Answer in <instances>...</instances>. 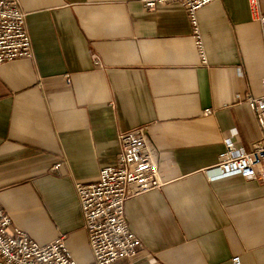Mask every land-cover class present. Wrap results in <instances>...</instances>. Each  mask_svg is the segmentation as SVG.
<instances>
[{
	"label": "crops",
	"instance_id": "crops-1",
	"mask_svg": "<svg viewBox=\"0 0 264 264\" xmlns=\"http://www.w3.org/2000/svg\"><path fill=\"white\" fill-rule=\"evenodd\" d=\"M19 1L33 57L0 64V204L14 224L39 243L65 234L91 262L75 180H96L121 132L145 126L164 184L126 201L143 247L110 264H264V182L206 173L230 133L245 149L264 139L236 96H259L264 78L249 0L197 11L206 62L177 1Z\"/></svg>",
	"mask_w": 264,
	"mask_h": 264
},
{
	"label": "built area",
	"instance_id": "built-area-1",
	"mask_svg": "<svg viewBox=\"0 0 264 264\" xmlns=\"http://www.w3.org/2000/svg\"><path fill=\"white\" fill-rule=\"evenodd\" d=\"M180 2L187 10L194 28L196 43L206 62L199 32L197 11L213 0H140L147 10L170 2ZM252 17L260 23L264 46V12L259 0H249ZM33 48L27 28V12L19 0H0V64L32 58ZM64 79L70 81V76ZM244 98L255 110L264 129V78L259 96L236 95ZM211 113L210 109L204 111ZM121 151L115 164L100 169L94 181L75 180V189L88 232L93 259L85 264H110L120 258L131 259L143 247L142 240L130 228L125 214L129 198L161 187L158 164L154 158L149 129L132 128L120 134ZM59 162L53 165L56 169ZM210 179L239 175L264 182V139L245 149L234 133L224 138V148L217 161L206 168ZM236 264L240 256H234ZM0 264H80L66 245V235L60 234L48 243H39L28 232L14 224L0 204Z\"/></svg>",
	"mask_w": 264,
	"mask_h": 264
},
{
	"label": "rangeland",
	"instance_id": "rangeland-1",
	"mask_svg": "<svg viewBox=\"0 0 264 264\" xmlns=\"http://www.w3.org/2000/svg\"><path fill=\"white\" fill-rule=\"evenodd\" d=\"M205 111V110H204ZM212 111V110H211ZM132 259V258H131Z\"/></svg>",
	"mask_w": 264,
	"mask_h": 264
}]
</instances>
